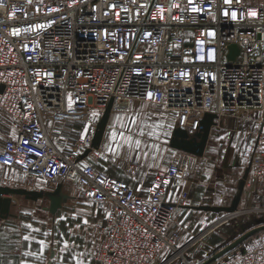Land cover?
Here are the masks:
<instances>
[{"label":"built area","instance_id":"1","mask_svg":"<svg viewBox=\"0 0 264 264\" xmlns=\"http://www.w3.org/2000/svg\"><path fill=\"white\" fill-rule=\"evenodd\" d=\"M231 44L239 53L228 60ZM110 100L118 109L140 100L173 112L189 136L205 113L215 122L256 114L242 158L264 189V0H0V113L18 130L4 141L0 164L50 190L72 183L104 214L98 264H192L185 251L220 224L181 243L170 224L187 193L176 202L164 196L196 156L181 152L138 193L81 162L91 135L77 137L68 153L51 141L48 118L80 122ZM230 263L264 264V234L219 261Z\"/></svg>","mask_w":264,"mask_h":264},{"label":"crops","instance_id":"2","mask_svg":"<svg viewBox=\"0 0 264 264\" xmlns=\"http://www.w3.org/2000/svg\"><path fill=\"white\" fill-rule=\"evenodd\" d=\"M94 113L95 115H93ZM100 115L101 113L94 111L80 122H63L58 119L48 118L45 127L55 147L63 153H68V150L77 137L92 136ZM133 119L136 120V125L132 124ZM175 120V113L164 111L158 106L140 100L134 101L127 109H118L112 106L98 148L89 152L85 158L81 159V162L83 164L92 165L94 168L102 171L106 176L126 184L138 193H142L152 183L155 174L165 170L181 153V151L173 149L169 145L172 130L176 126ZM219 120L217 122H219ZM137 126L139 129L143 130L145 135H138ZM128 128H130L134 134V139L141 140V149L129 151L125 146V148L119 150L118 156H113L107 151V146L110 144L113 148L116 147L115 143L111 141V133L116 132L119 139V133L124 131L127 135ZM17 135L18 130L16 123L0 113V151L5 140L14 139ZM84 150L85 149L82 150V153ZM144 153H147V157L144 156ZM137 156H139V160H137ZM203 156L204 153L202 156L198 157L199 160H201ZM133 167H138V170L133 171ZM186 176L187 175L182 179L172 180L166 187V194L164 196L166 202H176L181 191H186L187 193L184 204L177 207L175 215L177 214L179 216L181 212L191 210L217 213L194 208L197 206L218 205H215V203L211 205L196 203L197 201L192 197L190 189L193 188L191 184L193 179H187L185 178ZM0 186L26 188L35 191L50 190L46 187L43 180L37 179L33 182H29L22 172L5 167L1 164ZM63 188V193L71 195L66 191L65 187ZM11 198V216L7 219L0 220V264H77V260L84 261L83 264H98L94 259L95 252L92 256L90 249L82 253L80 252L81 249L78 247H67V249H65L66 233L64 227L63 230H60L58 227L57 231H45V222L48 220L53 223L57 221V225H59L61 221L60 216L62 214L61 207L69 198L65 199L53 214L47 209L49 206V201L47 199L38 198L37 200H31L15 195L11 196ZM231 199L232 198H230V200ZM226 200L227 199H225V201ZM92 205L94 206V204ZM95 209L100 213L99 215L97 212L95 223L97 225L100 223V227L103 226L104 228V214L96 207ZM100 216L101 219L99 222ZM173 220L174 224L172 225L171 222L170 228L173 230L178 229L181 237L182 226L177 223L175 217ZM213 223L214 222H212V224ZM210 226L211 225L208 224L203 230ZM25 236L30 239L25 240ZM40 242H43L42 252L40 251ZM223 249L224 246H222V248H217V250H215L208 259L202 261L201 264L206 262L210 264L211 261L215 260H210L213 258V255H216ZM28 252L35 253L36 255H25V253ZM71 255L73 257H71ZM91 257H93V259ZM55 258L56 261H53ZM66 260L72 261L66 262ZM219 261L220 260L217 259L215 262L219 264Z\"/></svg>","mask_w":264,"mask_h":264},{"label":"rangeland","instance_id":"3","mask_svg":"<svg viewBox=\"0 0 264 264\" xmlns=\"http://www.w3.org/2000/svg\"><path fill=\"white\" fill-rule=\"evenodd\" d=\"M260 1L245 0V3H258ZM221 117L220 120L218 119L219 122L217 120L216 125L211 128L203 158L199 160L196 157L194 167L185 177L193 179L191 182L193 188H190L192 197L197 201L196 203L203 205L214 203L218 206L229 205L230 198L235 193L237 181L248 165V161L242 158V150L250 142L255 124L254 120L258 118L256 114L251 113ZM63 187L71 195L67 193L69 199L61 207V221L57 225V221L53 223L48 220L45 222V231H57L58 227L63 230L64 227L68 247H78L81 249V253L90 249L93 256L104 233L103 226L100 227V223L98 225L95 223L99 212L91 203L85 202L86 200L79 196L72 183L64 182L62 183ZM225 199L227 200L225 201ZM224 215L222 212L211 213L195 210L183 211L179 216L174 215L177 223L182 226L180 242H186L208 224L212 225V222L215 223ZM234 216L221 222L219 226L185 251V255L188 256L187 258L191 263L201 264L217 248H222V246L225 248L246 232L264 225V189L254 182L249 174L238 204V212ZM100 219L101 216L99 222ZM173 221L172 225L174 224ZM261 234H264V230L258 231L250 237ZM244 241L246 239L230 251L237 250ZM230 251H225L222 256L220 255L215 260L211 258L214 262L211 261L210 264H215L217 259L222 261L227 258L231 253ZM71 257L73 256L71 255ZM91 258L93 259V257ZM53 261H56V258ZM69 261L72 260H66V262Z\"/></svg>","mask_w":264,"mask_h":264},{"label":"water","instance_id":"4","mask_svg":"<svg viewBox=\"0 0 264 264\" xmlns=\"http://www.w3.org/2000/svg\"><path fill=\"white\" fill-rule=\"evenodd\" d=\"M238 53H239V48L235 44L229 45L227 59L233 60ZM111 107H112V100H110L106 104L104 110L102 111L100 118L95 125L90 146L86 148L84 152L80 155V159L85 158L89 154V152H91L93 149L98 148L102 138L103 131L107 123L109 113L111 111ZM214 119H216L215 114L205 113L201 121L199 122L198 131L192 136H189L184 129L175 126L172 130L169 141L170 147L179 150L181 152L192 154L196 157L202 156L204 153L205 146L207 144V140L211 128L216 125ZM248 174H249V164L247 165L246 169L243 172V175L239 179L236 192L233 195L231 202L228 206L194 207L195 209L198 210L213 211L217 213L222 212L225 214L216 222L220 221L221 219L223 220H221L218 223L216 222L213 223L210 227H213L216 224H220L221 222H224L228 218L237 214L238 204L240 202ZM14 195L22 196L26 199H31V200H37L38 198L47 199L49 201V206L47 207V209L52 214L55 213L56 210L61 206L62 202L68 198V195L62 192V183H58L52 190L49 191H44V190L35 191V190H28L26 188H11V187L0 186V220L7 219L9 216H11V212H10V207L12 204L11 196ZM261 230H264V225L256 227L246 232L244 235L237 238L233 244L228 245L219 253H217L212 259H215L220 255L222 256L225 253V251L227 252L232 250L233 248L237 247L240 242H242L243 240L252 236L254 233ZM204 264H207V262Z\"/></svg>","mask_w":264,"mask_h":264},{"label":"snow or ice","instance_id":"5","mask_svg":"<svg viewBox=\"0 0 264 264\" xmlns=\"http://www.w3.org/2000/svg\"><path fill=\"white\" fill-rule=\"evenodd\" d=\"M28 2L31 3L32 0H28ZM224 2L226 4H230L231 0H224ZM189 3H192V0H189ZM173 6L175 7V5H173ZM192 11L196 12V11H198V9L193 7ZM251 15L255 16L256 13L252 12ZM232 18L233 19L236 18V14L235 13H232ZM36 27L37 28H43L44 26L43 25H36ZM20 32H21V29H15L14 32H13V35H19ZM69 108H71V98H69ZM93 115H95V113ZM132 124L136 125V120L135 119L132 120ZM137 131H138V135H140V136L145 135L143 130L139 129L138 126H137ZM127 132H128V134L126 135L124 131H121L119 133V139H118V134L116 132H112L111 133V141L113 143H115L116 147L113 148L111 146V144H110V145L107 146V151L109 153H111L113 156H118L119 155V150L125 148V146L128 148L129 151L141 149V144H142L141 140L140 139H134V134L132 133L130 128L127 129ZM25 142L27 143V141H25ZM144 156L147 157V153H144ZM137 160H139V156H137ZM113 162H115V161H113ZM92 195H95V193H92ZM108 216L110 218L111 214L109 213ZM85 223H87V221H85ZM28 227H31V226H28ZM24 239L25 240H29L30 238L25 236ZM40 243H41L40 251L42 252L43 251V242H40ZM67 247H68V245H67V243H65V249H67ZM25 255H36V254L28 252V253H25ZM77 264H83V262L80 261V260H77Z\"/></svg>","mask_w":264,"mask_h":264},{"label":"bare ground","instance_id":"6","mask_svg":"<svg viewBox=\"0 0 264 264\" xmlns=\"http://www.w3.org/2000/svg\"><path fill=\"white\" fill-rule=\"evenodd\" d=\"M234 217H235V216H234ZM220 221H221V220H220ZM220 221H219V222H220Z\"/></svg>","mask_w":264,"mask_h":264}]
</instances>
